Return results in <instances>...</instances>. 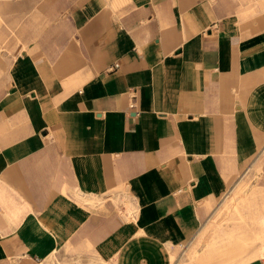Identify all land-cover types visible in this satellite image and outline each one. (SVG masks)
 I'll return each mask as SVG.
<instances>
[{"label": "crops", "instance_id": "obj_1", "mask_svg": "<svg viewBox=\"0 0 264 264\" xmlns=\"http://www.w3.org/2000/svg\"><path fill=\"white\" fill-rule=\"evenodd\" d=\"M262 256L264 0H0V264Z\"/></svg>", "mask_w": 264, "mask_h": 264}, {"label": "rangeland", "instance_id": "obj_2", "mask_svg": "<svg viewBox=\"0 0 264 264\" xmlns=\"http://www.w3.org/2000/svg\"><path fill=\"white\" fill-rule=\"evenodd\" d=\"M237 243H239V244H245L246 243V241H239V242H237ZM250 252V251H249ZM197 255V254H196ZM200 255V254H199ZM248 256L247 255H245V258H243V263H245L246 261H248V259L250 260V259H252V258H256V257H258V256H250V258H247ZM190 258V261H193V259H195L196 260V258H193V257H189ZM261 258H264V256H262ZM197 260H199V258L197 259ZM196 260V261H197ZM189 261V262H190Z\"/></svg>", "mask_w": 264, "mask_h": 264}, {"label": "built area", "instance_id": "obj_3", "mask_svg": "<svg viewBox=\"0 0 264 264\" xmlns=\"http://www.w3.org/2000/svg\"><path fill=\"white\" fill-rule=\"evenodd\" d=\"M130 108L133 110V108H134V104H131V105H130Z\"/></svg>", "mask_w": 264, "mask_h": 264}]
</instances>
